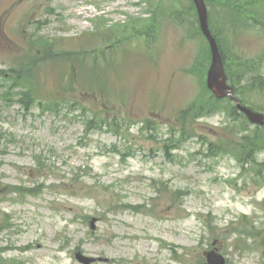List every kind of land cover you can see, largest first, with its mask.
I'll list each match as a JSON object with an SVG mask.
<instances>
[{
	"label": "rangeland",
	"instance_id": "obj_1",
	"mask_svg": "<svg viewBox=\"0 0 264 264\" xmlns=\"http://www.w3.org/2000/svg\"><path fill=\"white\" fill-rule=\"evenodd\" d=\"M210 5L235 77L264 27ZM194 21L188 0H0V264H264V150L232 145L251 126L179 115L208 67Z\"/></svg>",
	"mask_w": 264,
	"mask_h": 264
},
{
	"label": "trees",
	"instance_id": "obj_2",
	"mask_svg": "<svg viewBox=\"0 0 264 264\" xmlns=\"http://www.w3.org/2000/svg\"><path fill=\"white\" fill-rule=\"evenodd\" d=\"M206 4L211 7L210 2L213 4H217L222 8V10L226 11L227 14L230 15V17H234L233 14L245 18L246 21L250 20L251 22L254 21V23L259 24L261 27H264V0H205ZM209 12V28L211 31L212 36L215 38L219 50L221 52L223 60L226 61L224 63L225 66V73L227 75L228 80L230 81V84L234 86L235 94L240 97L242 104H244V100L241 98L240 95L243 94V91H245L244 88H248L251 92L255 91L258 92L260 96L264 95V77L260 75L258 72L259 70V62L264 59V55L259 58L253 59V60H242L240 57V61L235 59V64L237 65L235 71V77L230 75L231 71L229 69V66L227 64V58L225 57L222 42L225 36V31L215 29V25L211 22V16ZM228 20V19H227ZM197 23V20L194 21V23ZM230 22V21H229ZM239 21L232 20L229 25L231 26V29L233 32L235 31V27L237 26V23ZM240 31L239 28H237V31L235 34H237ZM198 32V33H197ZM196 34H200L199 30L197 29ZM201 39L203 42H205L204 38L201 36ZM205 45L207 46V43L205 42ZM203 47V46H202ZM203 52V50H202ZM224 61V62H225ZM207 62H209V51L207 46V53L203 55H199L197 57L196 63L200 65H207ZM206 63V64H205ZM250 75L251 81L247 84H241L242 78L244 75ZM19 78V75L16 76L14 79ZM205 88V86H204ZM205 95H202L201 98H199L197 101L189 105L186 109L180 112V118L182 121L186 120L188 115H191L192 118H198L202 116L211 115L214 113H217L218 111H223V113L228 118L229 123L225 125L224 130L228 131L230 135L236 137L238 135V131L235 129H232L235 125L240 126V130L242 132H247L249 125L247 124L245 118L242 116V114L238 113L235 109V106L229 101V100H216L214 99L206 90L205 88ZM25 97L29 98L30 94L29 92H26L24 94ZM30 100V98H29ZM28 102L25 103V106L27 108ZM259 111L264 112V107H261L258 109ZM90 125L94 123L93 120H91ZM250 135L247 136L241 135L239 136L240 139L236 140L234 139L232 141V145L236 147L237 152L234 154V157L237 159V161L240 163L241 166H245L246 164L250 166H256L258 163L255 162L252 151L254 148L264 150V130L262 128L256 127L249 132ZM221 143V142H220ZM228 144H226L227 147ZM239 145V146H238ZM228 150L225 149V151Z\"/></svg>",
	"mask_w": 264,
	"mask_h": 264
},
{
	"label": "water",
	"instance_id": "obj_3",
	"mask_svg": "<svg viewBox=\"0 0 264 264\" xmlns=\"http://www.w3.org/2000/svg\"><path fill=\"white\" fill-rule=\"evenodd\" d=\"M191 1L195 6L200 31L208 42L211 54V64L207 72L206 79L207 88L213 93V95L217 99L229 98L231 101H234L236 103V108L246 115L249 122L264 128V117L241 106L239 101L233 96V89L227 85L223 61L219 53L217 44L212 35L210 34L208 28L207 10L204 0ZM94 222L95 219H92L90 224L93 225ZM75 257L81 264H91L92 262H94L93 259L84 258L79 254H77ZM204 264H225V261L223 257L217 254L216 252H210L206 254V263Z\"/></svg>",
	"mask_w": 264,
	"mask_h": 264
}]
</instances>
